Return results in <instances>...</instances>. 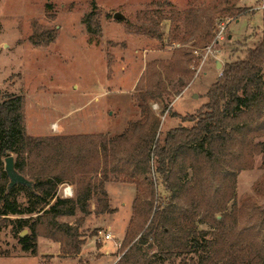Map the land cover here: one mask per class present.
Listing matches in <instances>:
<instances>
[{"label": "trees", "instance_id": "obj_1", "mask_svg": "<svg viewBox=\"0 0 264 264\" xmlns=\"http://www.w3.org/2000/svg\"><path fill=\"white\" fill-rule=\"evenodd\" d=\"M243 12L231 14L240 17ZM148 14L130 31L159 40L158 22ZM162 19L166 18L157 21ZM211 37L206 32L199 41L209 42ZM190 56L188 50L177 49L169 62L147 64L134 89L140 117L112 137L27 136L24 99L0 90V216L29 217L17 221L20 230L29 231L19 238L23 252L36 255L37 238L43 237L60 245L63 256H78L82 218L73 226L59 219L74 216L76 210L90 215L93 196L96 215L114 214L105 190L114 178L133 184L136 193L118 251L119 264H162L172 257L179 258V264H264L263 210L254 209L244 223V207H237L235 190L236 178L250 168L253 153L264 162V143H254L264 136V9L259 42L243 60L227 62L207 90V102L196 114L181 118L193 126L170 129L159 140L168 86L176 82L182 89L186 86L182 77L187 82L193 78L185 66ZM152 103L162 104L159 116ZM12 153L15 170L31 186L8 188L4 159ZM158 180L169 192L164 202L157 197ZM65 183L75 186L74 199L57 195ZM20 192L27 198L26 206L17 201ZM198 224L209 225L210 231H200Z\"/></svg>", "mask_w": 264, "mask_h": 264}, {"label": "rangeland", "instance_id": "obj_2", "mask_svg": "<svg viewBox=\"0 0 264 264\" xmlns=\"http://www.w3.org/2000/svg\"><path fill=\"white\" fill-rule=\"evenodd\" d=\"M259 3V0H0V90L24 99L27 136L112 137L121 134L129 120L140 117L134 89L147 64L169 62L177 49L188 50L191 61L185 66L193 78L187 82L182 77L186 83L182 89L176 82L168 86L170 96L164 102L167 108L160 116L158 139L162 140L170 129L193 126L181 118L196 114L207 102V90L221 76L227 62L243 60L246 51L259 42L262 28ZM241 9L242 16L231 14ZM116 13L123 20L114 19ZM146 14L158 22L159 40L130 31L145 21ZM158 17L166 19L157 21ZM221 25L225 26V32L216 42ZM206 32L212 35L211 41L202 43L199 40ZM262 72L264 75V66ZM161 108L160 103L151 104L157 116ZM262 142L264 136L254 140ZM11 157L15 159V154ZM249 164L247 159L245 165ZM110 183L113 184L108 185L107 191L111 197L126 203L116 216L96 215L97 197L93 196L89 201L90 215L76 210L74 216L59 219L73 226L82 218L79 226L82 256H63L60 245L43 237L37 238L36 255L23 252L19 238L29 231L26 227L20 230L17 221L29 217L9 215L0 216V264H89L101 256L98 250L104 245L116 249L114 256L118 260L130 221L124 230L125 211L135 186L114 178ZM63 185L71 187L70 198L74 199L75 186ZM63 185L57 190L61 198ZM235 190L236 205L244 207L242 219L246 223L254 209H264V162L260 154L253 153L250 168L239 172ZM156 192L161 202L167 200L169 192L160 180ZM17 201L21 206L27 205L22 192L17 194ZM230 205L231 202L228 212ZM198 229L209 232L210 226L198 224ZM23 231L26 233L21 236ZM105 234L111 235V240H105ZM148 256H153L151 250ZM179 263V258L172 257L162 264Z\"/></svg>", "mask_w": 264, "mask_h": 264}, {"label": "crops", "instance_id": "obj_3", "mask_svg": "<svg viewBox=\"0 0 264 264\" xmlns=\"http://www.w3.org/2000/svg\"><path fill=\"white\" fill-rule=\"evenodd\" d=\"M186 92V91H185ZM113 183H107L105 185V190H106V193L108 194L109 196V200H110V208L112 210H116V212L114 214H105V215H100V217H114L116 216L119 211L121 210L120 207L123 206L125 207L126 206V203H123L121 202L120 200H115L114 198L111 197V195L108 193L107 191V188H108V185H112ZM115 184H119V183H115ZM126 185V184H125ZM132 185V184H131ZM135 188V187H134ZM133 189V187H132ZM136 194L135 192H133V196L131 198V201L130 203L128 204V207H127V210L125 211V216H124V230H126V226H127V223L128 221L130 220L131 218V215H132V210H131V206H132V202L135 198ZM107 229H110L109 227ZM108 241V240H107ZM105 241V242H107ZM99 254L101 255L97 260L96 259H93V260H90V263L89 264H116V262L118 261L116 259V256L115 253H116V249L110 247V246H106L104 245L103 247L99 248L98 250ZM84 253V250L82 249L81 250V253L78 255V256H82V254ZM91 253V252H89Z\"/></svg>", "mask_w": 264, "mask_h": 264}, {"label": "water", "instance_id": "obj_4", "mask_svg": "<svg viewBox=\"0 0 264 264\" xmlns=\"http://www.w3.org/2000/svg\"><path fill=\"white\" fill-rule=\"evenodd\" d=\"M114 19L117 20H123V16L119 13H116L113 15ZM219 64H217L218 66ZM4 163H5V167H4V171L6 173V176L9 180V185L8 188L13 187V185H23L26 187L31 186V181H28L27 179H25L23 176H21L20 174H18V172L15 170V163L13 161V157L9 156L7 158L4 159ZM263 214H264V209H263ZM26 233V231H23L21 233V236H23Z\"/></svg>", "mask_w": 264, "mask_h": 264}, {"label": "built area", "instance_id": "obj_5", "mask_svg": "<svg viewBox=\"0 0 264 264\" xmlns=\"http://www.w3.org/2000/svg\"><path fill=\"white\" fill-rule=\"evenodd\" d=\"M259 1H260V3H259L258 6H259V8L261 10H263L264 9V0H259ZM224 32H225V26L224 25H221L219 27V30L216 33V36H215L216 42L220 41L223 38ZM194 52L197 53V51H194ZM203 62H204V60H203ZM203 62H202V64H203ZM61 195H62V198L63 197L64 198H70V197H72L73 195H72V189H71V187L70 186H67V185H63V188H62V191H61ZM104 239L105 240H108V241L111 240V235L105 234L104 235Z\"/></svg>", "mask_w": 264, "mask_h": 264}]
</instances>
